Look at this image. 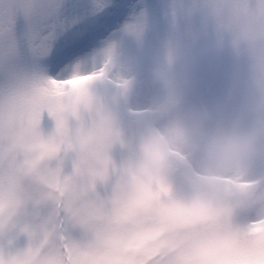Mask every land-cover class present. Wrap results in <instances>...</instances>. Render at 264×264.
<instances>
[{
    "label": "snow or ice",
    "instance_id": "1",
    "mask_svg": "<svg viewBox=\"0 0 264 264\" xmlns=\"http://www.w3.org/2000/svg\"><path fill=\"white\" fill-rule=\"evenodd\" d=\"M122 9L121 0H0V264H185L209 226L113 157L120 93L110 103L104 85L116 37L146 27L144 11L121 24Z\"/></svg>",
    "mask_w": 264,
    "mask_h": 264
},
{
    "label": "clouds",
    "instance_id": "2",
    "mask_svg": "<svg viewBox=\"0 0 264 264\" xmlns=\"http://www.w3.org/2000/svg\"><path fill=\"white\" fill-rule=\"evenodd\" d=\"M184 10L200 12L216 46L231 49L232 79L223 96L192 100L200 29L182 28L181 9H174L172 35L148 72L149 118L131 138L120 126L127 166L145 183H163L185 213L209 222L191 239L185 264H222L234 254L264 259V183L249 175L264 162V0H192ZM122 81H129L126 90L117 88ZM131 85L130 64L117 43L104 86L131 103ZM112 97L106 94L110 103ZM177 171L189 186L183 196L170 179ZM239 210L252 213L248 222L260 221L255 232L236 221Z\"/></svg>",
    "mask_w": 264,
    "mask_h": 264
},
{
    "label": "rangeland",
    "instance_id": "3",
    "mask_svg": "<svg viewBox=\"0 0 264 264\" xmlns=\"http://www.w3.org/2000/svg\"><path fill=\"white\" fill-rule=\"evenodd\" d=\"M192 0H121L128 10L123 14L121 24L132 19L135 12L146 13V27L142 37L137 38L133 34L118 33L117 40L125 58L129 61L132 77V85L127 98L119 97L115 102L119 123L129 138L142 127L145 119L149 118L146 111L147 104L153 93V87L148 80V72L151 65L161 55L164 47L173 32V11L180 8V23L187 30L188 26L200 29L199 39L196 43L198 60L193 67V92L192 100L201 102L204 99L212 100L223 96L232 79L236 68V59L230 48H218L214 36L203 27L202 14L200 12H188L185 7ZM242 75L246 76V68L242 69ZM109 97L114 95L111 86H104ZM46 123L51 126L49 117H45ZM129 154V148L117 144L113 148V157L119 163ZM250 178L264 183V162H257L249 169ZM170 179L174 185L176 194L186 195L189 186L184 177L177 171L172 173ZM252 218V213L247 210H239L236 214L238 223H246Z\"/></svg>",
    "mask_w": 264,
    "mask_h": 264
}]
</instances>
